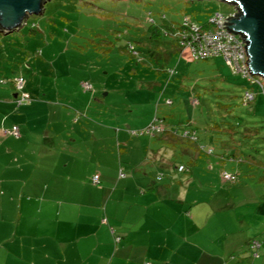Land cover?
I'll return each instance as SVG.
<instances>
[{
  "label": "rangeland",
  "instance_id": "374dc122",
  "mask_svg": "<svg viewBox=\"0 0 264 264\" xmlns=\"http://www.w3.org/2000/svg\"><path fill=\"white\" fill-rule=\"evenodd\" d=\"M233 10L220 0H48L44 12L29 16L21 30L0 32V125L16 123L21 130L34 125L30 136L60 140L26 145L22 165L28 170L21 182H31L37 169L40 176L42 170L53 172L60 183L88 190L105 182L109 195L118 182L139 191L154 185L178 192L184 186L189 198L198 197V211L206 210L201 216L213 215L211 205L217 202L225 207L220 213L229 214L230 203L229 216L247 219L232 229L255 238L250 219L264 217V93L221 57L193 60L177 46L172 30L185 15L203 25L213 14ZM153 25L161 32H152ZM130 43L137 55L129 51ZM21 76L30 101L18 106L14 95L21 93ZM82 83L93 89L86 91ZM247 92L255 101L244 102ZM3 104L14 113L4 111ZM152 124L163 132L147 134ZM189 124L198 134L197 148L187 149L179 137L175 144L167 141L165 130L173 127L181 135ZM182 164L188 171H178ZM225 170L238 173L239 180L225 181ZM95 173L102 177L100 185L93 183ZM18 218L15 211L5 226L19 230ZM217 223L192 224V233L199 234L193 243L215 251L218 244L208 238ZM181 226L185 235L186 223ZM246 244L248 254L254 249Z\"/></svg>",
  "mask_w": 264,
  "mask_h": 264
},
{
  "label": "crops",
  "instance_id": "0c3cea01",
  "mask_svg": "<svg viewBox=\"0 0 264 264\" xmlns=\"http://www.w3.org/2000/svg\"><path fill=\"white\" fill-rule=\"evenodd\" d=\"M14 98L16 100L17 93ZM2 107L4 111L9 110V114L14 113V108ZM13 125L17 124L10 127L0 125V264H264V228H260V223H264L262 215L250 219L255 238L244 236L240 234L242 230H233L232 225L247 222V219L240 217L239 221L229 216L230 203L227 208L229 214H222L224 206L217 202L215 207L211 205L213 215L201 216V212L204 214L206 210L198 211V197L189 198L184 194V186L178 192L157 190L154 185L139 191L128 182L122 186L118 182L109 195L105 182L99 189L88 190L85 186L78 188L60 183L53 178L57 175L53 172L42 170L40 176L37 169L31 182H21L28 170L22 165L26 145L37 141L54 144L60 140L49 134L30 136L34 134V125L20 129L24 135L15 140L7 133ZM186 131L195 130L189 124L181 135L173 127L164 132L168 142L175 144L179 137V143L183 142L188 149L189 145L199 143V137L197 134L195 142L184 136ZM42 132L47 133L44 129ZM199 149L208 155L214 153L213 150L210 154L209 149L212 148L205 150L204 145H199ZM226 156L220 159L226 161ZM236 158L228 159L235 161ZM242 161L240 159L239 163ZM231 174L238 176V173ZM35 175L37 182L34 183ZM95 175L99 173H95L93 179ZM99 177L98 184L93 180L95 185L101 184L102 177ZM15 211L19 212V230L5 226ZM182 221L187 226L185 235ZM199 222L207 228L218 222L209 230L213 237L208 238L214 247L218 244L215 251L193 243L199 234H193L190 226ZM215 231L217 234L214 235ZM115 238L121 240L116 242ZM254 240H261L260 248L263 249L256 256L250 248L247 254L246 247H243L246 243L248 247ZM183 242L192 245L191 256ZM206 255L208 260L204 258Z\"/></svg>",
  "mask_w": 264,
  "mask_h": 264
},
{
  "label": "built area",
  "instance_id": "2783aa9c",
  "mask_svg": "<svg viewBox=\"0 0 264 264\" xmlns=\"http://www.w3.org/2000/svg\"><path fill=\"white\" fill-rule=\"evenodd\" d=\"M238 13L237 8L234 7V10L225 14L222 12H217L213 14L209 21L203 25L197 24L192 21L189 15H185L179 30L175 32V36L178 42V46L182 51L188 50L190 56L193 60L196 61H207L214 58H223L227 65L232 69V71L241 75L244 79L250 83L258 86L264 92V81L259 76H255L251 73L248 67V53L245 51V46L247 45L246 41L243 39L241 34H235L231 31H228L227 28L223 27L224 20L229 17H235ZM170 73L173 74V71L170 70ZM26 86V80L24 77L17 78V88L20 90L18 94V103L19 105L25 103L29 99V95L25 93L24 89ZM82 87L86 91L93 89L92 85L89 83H82ZM254 95L250 92L245 94V100L252 101ZM195 103L198 101L195 100ZM155 132H163L162 128L157 127L155 124H152L147 129V134H153ZM16 138L20 137V129L17 126H14L9 132ZM184 136L189 137L191 140L197 142V133L195 131H186ZM213 149H209L211 154ZM186 167L180 165L178 168L179 172H184ZM120 177H125L123 169H120ZM223 179L228 182H236L238 176L236 174H230L224 172L222 175ZM99 175L94 176V183H99ZM162 179V176L158 178ZM116 242H119L120 238H115ZM261 244L257 241L251 242V248L253 250L254 256L257 255L255 250L260 248Z\"/></svg>",
  "mask_w": 264,
  "mask_h": 264
},
{
  "label": "water",
  "instance_id": "95a60500",
  "mask_svg": "<svg viewBox=\"0 0 264 264\" xmlns=\"http://www.w3.org/2000/svg\"><path fill=\"white\" fill-rule=\"evenodd\" d=\"M48 0H0V30L10 34L21 30L29 16L40 15ZM202 1V0H200ZM237 8L235 17L224 20L223 27L241 34L246 41L248 67L264 79V0H220Z\"/></svg>",
  "mask_w": 264,
  "mask_h": 264
},
{
  "label": "trees",
  "instance_id": "16d2710c",
  "mask_svg": "<svg viewBox=\"0 0 264 264\" xmlns=\"http://www.w3.org/2000/svg\"><path fill=\"white\" fill-rule=\"evenodd\" d=\"M182 23V22H181ZM181 23H179V24H177V25H173V28H172V30H173V32H174V36H175V32L177 31V30H179V28H180V26H181ZM161 27V26H160ZM160 27L159 26H157V25H153V27H152V32H154V33H156V34H158V33H160L161 31H160ZM0 32H2L1 30H0ZM172 32V33H173ZM3 33V32H2ZM166 36H170V34H169V32L168 31H166V34H165ZM175 38H176V36H175ZM176 40V43H177V46H178V42H177V39H175ZM129 51L131 52V53H133L134 55H137L138 54V51L136 50V48L130 43V47H129ZM168 72H170V71H168ZM22 77V76H21ZM251 85H254V84H252V83H250ZM254 86H256V85H254ZM256 87H258V86H256ZM84 89V88H83ZM91 91V90H90ZM262 91V90H261ZM263 92V91H262ZM251 93V92H250ZM264 93V92H263ZM253 95H254V99L252 100V101H247L246 102V100H245V96H244V100H245V102H246V104L247 103H250V102H253L254 100H255V98H256V95L254 94V93H252ZM17 97H18V94H17ZM19 98V97H18ZM18 98H16V100H15V102L17 103V105L18 106H22L23 104H26V103H28L29 101H30V97H29V99H28V101H26L25 103H23V104H21V105H19V103H18ZM14 126H17V127H19L18 125H13L12 126V128L14 127ZM12 128H11V130H12ZM19 129H20V127H19ZM11 130H9L7 133L9 134V135H12V134H10L9 132L11 131ZM196 132V131H195ZM197 133V132H196ZM20 137H21V132H20ZM20 137H18V138H20ZM186 167V166H185Z\"/></svg>",
  "mask_w": 264,
  "mask_h": 264
}]
</instances>
